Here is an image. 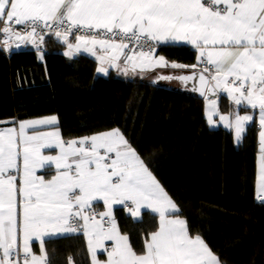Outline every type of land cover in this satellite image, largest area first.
<instances>
[{
  "label": "snow or ice",
  "instance_id": "obj_1",
  "mask_svg": "<svg viewBox=\"0 0 264 264\" xmlns=\"http://www.w3.org/2000/svg\"><path fill=\"white\" fill-rule=\"evenodd\" d=\"M0 24V34L8 37L4 43L12 37L43 42L37 29L54 28L67 44L65 55L88 52L100 61V72L106 71L105 63L117 66L121 57L125 72L129 66L166 67L163 56L153 57L156 44L191 45L204 65L198 77L201 94L220 90L236 105L258 110L264 129V0H0ZM73 30L83 33L75 35V43L68 40ZM133 42L139 51L129 49ZM176 78L187 82L194 76ZM209 108L215 110V101H209ZM220 119L235 128L238 139L253 122L251 115ZM55 123L53 116L20 122L18 130L0 129V264H51L46 238L78 233L87 239L92 264H221L205 240L190 233L178 205L119 129L71 141L58 131L36 130ZM54 147L58 154H44ZM259 153L264 190V130ZM99 201L107 211H95ZM113 204L125 205L133 217L142 208L158 214V227L148 234L143 251L121 234L112 218ZM34 240L40 243L39 254L33 252ZM104 241L113 242L110 250ZM97 249L107 252L106 261L97 259Z\"/></svg>",
  "mask_w": 264,
  "mask_h": 264
},
{
  "label": "trees",
  "instance_id": "obj_2",
  "mask_svg": "<svg viewBox=\"0 0 264 264\" xmlns=\"http://www.w3.org/2000/svg\"><path fill=\"white\" fill-rule=\"evenodd\" d=\"M41 50H0V121L55 115L68 140L119 129L178 205L190 233L199 234L221 264H264V203L255 198L258 126L251 122L236 143L231 131L212 128L204 99L180 83L101 75L87 55L68 58L54 35L43 36ZM73 38V37H71ZM42 53V61L38 53ZM188 65L180 73L202 72L195 50L160 44L156 54ZM219 108L231 104L220 96ZM120 231L137 252L156 229L148 212L134 220L123 207L114 210ZM51 264H90L80 233L45 242Z\"/></svg>",
  "mask_w": 264,
  "mask_h": 264
},
{
  "label": "crops",
  "instance_id": "obj_3",
  "mask_svg": "<svg viewBox=\"0 0 264 264\" xmlns=\"http://www.w3.org/2000/svg\"><path fill=\"white\" fill-rule=\"evenodd\" d=\"M55 39L57 41H59L62 45H63V49L66 50L67 52L69 51L68 48H67V44L63 41V39L61 38H58L56 35H55ZM68 40L69 42H72V43H75V38H70L68 37ZM38 42H40L39 40H37V43L33 44L31 42L30 45H33L35 46V48L38 49ZM160 44H177V45H187V46H190L192 48L191 45H188V44H185L183 42H161L159 43ZM11 44H9L8 46H10ZM20 44L18 45H13V47H16V48H23L22 46H19ZM41 46V44H39ZM194 49V48H192ZM38 50H41V49H38ZM195 50V49H194ZM195 53H196V65L199 66V67H202L201 66V62H198L197 60V51L195 50ZM87 55L89 57H91L92 59H94L97 63V71L98 69L101 67V64H100V61L95 57V56H92L90 53L88 52H84V51H79V52H76V51H73V54L71 55H66L68 58H73L77 55ZM98 55H100L101 53L97 52ZM154 59H158L159 57L161 56H158V55H154L153 56ZM38 58L40 61H42V53L39 52L38 53ZM123 57H121V60L119 62H117V66H111L107 63H105L103 65V67L106 69L105 72H100L99 74L101 75H105L107 74L109 71H112L113 73H115L116 75L118 76H121L123 78H134V77H137V78H140V79H143L145 81H154V80H162L159 78L160 75H180L182 73H180V68H172L170 65L171 63L168 62V66L164 67V66H152V67H148L144 70H141L140 68H137L135 70H132L131 67L129 66L128 67V70L127 72L124 71L125 69V64L123 62ZM207 75V73H205ZM163 82H168V84L170 83H173V85H177V81L175 80H162ZM220 96H224L227 98L228 102L231 104V108L228 112H222L219 108V100H220ZM209 101H215V104H216V108L215 110H211L209 108ZM204 114H205V118H206V121L208 123V126L209 127H212V128H217V127H222L224 129H227L229 131L232 132L233 134V137H234V140L236 143H240L241 140H242V136L241 138H237V133H236V130L234 127H230L229 126V122L228 121H223L220 119L221 116H228L229 117V121H233L234 118H235V115H251L253 116V121L255 120L256 121V124L258 126V151H257V154H256V172H255V198L258 202H263L264 203V190H261L260 188V177H259V132L261 130H264V129H261L260 125H259V112L258 110H252L248 107H246L245 105H236L230 97H228V95L225 93V92H222V91H218L217 92V97L214 98V99H210V100H205L204 99ZM56 117L55 115H47V116H42V117H37V118H33V119H26V120H22V121H16L14 119H8V120H1L0 121V129H4V130H7L9 128H16L17 130L19 129V123L20 122H23V121H30V120H35V119H41V118H49V117ZM251 122L248 123V125L250 124ZM247 125V126H248ZM36 130L37 131H40V132H50V131H59L58 129V119L56 117V123L53 124V125H38L36 126ZM113 129H110V130H107V131H111ZM26 131L29 133V134H32L33 132V129H26ZM107 131H104V132H107ZM99 133H102V132H99ZM95 134H98V133H95ZM95 134H92V135H95ZM92 135L90 136H86V137H91ZM61 136V134H60ZM61 138L64 140V141H71V140H79L81 138H84V137H79V138H74V139H64L62 136ZM44 154L46 155H56L58 154L59 152V149L58 148H52V149H44L43 150ZM101 152L103 153V150H101ZM38 175H42L44 174V170H38L37 172ZM54 174V171H52L51 173H49L48 175L45 176V179H48L50 178L51 175ZM120 207H123L122 204H113L112 205V218H114L115 220V217H114V210L116 208H120ZM94 208H98L100 210V213L102 212H105L107 211V208L106 206L103 204V201H99V202H94ZM145 212H148L152 215H154L156 217V229L158 227V222H159V217H158V214L152 212L151 209H147V208H142L141 209V213H140V216L139 217H133L132 215V218L134 220H139L141 218V216L143 215V213ZM182 218V217H180ZM109 219V218H108ZM183 219V218H182ZM116 222V221H115ZM155 229V230H156ZM120 230V229H119ZM154 230V231H155ZM121 232V231H120ZM84 239V242H85V246H86V251H87V254H88V259H89V262L90 264H92V256H91V253L89 252L88 250V246H87V239L86 237L83 235V233H80ZM121 234H123L121 232ZM72 235H75V234H72ZM55 238V237H53ZM48 238H46L47 240ZM112 241H104V246L106 248H108L110 250L111 248V245H112ZM45 246V245H44ZM32 249H33V252L35 254H39L40 253V243L39 241H33L32 242ZM97 259L101 262L103 261H106L107 260V252L103 251L102 249H97ZM68 264H70V261L68 262ZM71 264H74L72 261H71Z\"/></svg>",
  "mask_w": 264,
  "mask_h": 264
},
{
  "label": "water",
  "instance_id": "obj_4",
  "mask_svg": "<svg viewBox=\"0 0 264 264\" xmlns=\"http://www.w3.org/2000/svg\"><path fill=\"white\" fill-rule=\"evenodd\" d=\"M22 43L23 42L16 40L15 37H12V41H11V45L9 46V49H11L13 47V45H18V44H22ZM38 49H41L40 45H38ZM200 73L201 72H192V73L180 74V75H160L159 78L162 79L161 77H173L172 80L179 82L184 88H187L190 92L199 96L202 99L210 100V99L216 98L217 92L220 90H216L215 93L207 92V90H205L206 94L205 95L201 94V91L199 90L200 83H199V79H198ZM179 76H194V79H191V80H188L187 82H185V81H182V80L176 78ZM162 80H166V79H162ZM167 80H171V79H167Z\"/></svg>",
  "mask_w": 264,
  "mask_h": 264
},
{
  "label": "built area",
  "instance_id": "obj_5",
  "mask_svg": "<svg viewBox=\"0 0 264 264\" xmlns=\"http://www.w3.org/2000/svg\"><path fill=\"white\" fill-rule=\"evenodd\" d=\"M4 25L3 24H0V28H2ZM12 27H14L16 30H20L21 28H23V26H21V25H14V24H12ZM27 30H30V29H27ZM37 31H38V34H40V35H43V36H45V35H54L55 36V34H54V28L53 29H48V28H44L42 25L37 29ZM77 34H83V33H76V31L75 30H73V34L72 35H69V37L71 38V37H73V38H75V35H77ZM6 39H8V37L7 36H5V35H3V34H0V50L3 52V53H6L7 52V47H8V45L9 44H11V41H12V38L10 39V40H8V43H4V41L6 40ZM155 43V42H154ZM158 45L159 44H156V46H155V48H154V50H153V56L156 54V51H157V47H158ZM129 49H136V45H135V43L133 42L132 44H130L129 45ZM128 50H126V52H127ZM136 51H139V49H136ZM145 51H147V49H145ZM129 54H131L130 52H129ZM201 68L203 69V67H204V65L201 63ZM111 156H114V154H110ZM123 208H124V210L129 214V215H131V211H130V209L128 208V207H126L125 205H123ZM95 209V211L96 212H98V213H100V210L98 209V208H94ZM97 219H99V216L97 217ZM105 219V221H107L108 220V218L107 217H105L104 218Z\"/></svg>",
  "mask_w": 264,
  "mask_h": 264
},
{
  "label": "rangeland",
  "instance_id": "obj_6",
  "mask_svg": "<svg viewBox=\"0 0 264 264\" xmlns=\"http://www.w3.org/2000/svg\"><path fill=\"white\" fill-rule=\"evenodd\" d=\"M25 43H27V44H31V42L30 41H27V42H23L22 44H20L19 46H22V47H24V45H25ZM67 51L66 50H62V53H66ZM98 73H100V72H98ZM173 83H170V84H166V85H168V86H171Z\"/></svg>",
  "mask_w": 264,
  "mask_h": 264
}]
</instances>
